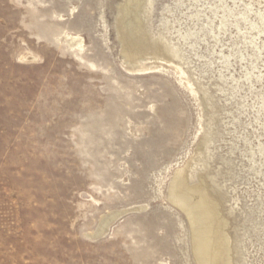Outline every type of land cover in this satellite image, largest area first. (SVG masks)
<instances>
[{
	"label": "rangeland",
	"instance_id": "rangeland-1",
	"mask_svg": "<svg viewBox=\"0 0 264 264\" xmlns=\"http://www.w3.org/2000/svg\"><path fill=\"white\" fill-rule=\"evenodd\" d=\"M180 172L264 264V0H0V264H199Z\"/></svg>",
	"mask_w": 264,
	"mask_h": 264
},
{
	"label": "bare ground",
	"instance_id": "bare-ground-1",
	"mask_svg": "<svg viewBox=\"0 0 264 264\" xmlns=\"http://www.w3.org/2000/svg\"><path fill=\"white\" fill-rule=\"evenodd\" d=\"M138 1L139 0H131V4H136ZM124 24H126L128 29L132 30L133 33L135 32L134 18L133 20L130 18L126 19ZM133 36L134 35L130 34L127 36V39L128 41H131L132 44H136L137 40ZM135 52V50L129 52L126 51V54L132 57V54H135ZM128 58L130 59V57ZM183 176V172H180L177 180L173 184L170 194L172 197V201L175 202L180 207V209L185 211L184 213H186L187 218L189 219L193 232L192 244L194 246V254L197 257L199 264H227L224 263L225 259L223 258V256L225 255L224 257L226 258V253H228L227 250L229 249V245L228 239H226L225 237V233L222 232L224 223L218 217L219 208L211 200L208 194H206L204 187L202 188L200 186L195 188L188 186L186 182L187 180Z\"/></svg>",
	"mask_w": 264,
	"mask_h": 264
}]
</instances>
